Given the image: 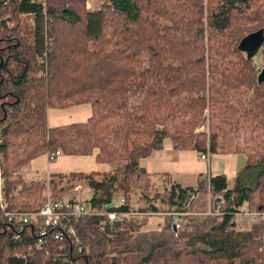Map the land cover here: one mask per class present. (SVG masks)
Wrapping results in <instances>:
<instances>
[{"label":"trees","instance_id":"trees-1","mask_svg":"<svg viewBox=\"0 0 264 264\" xmlns=\"http://www.w3.org/2000/svg\"><path fill=\"white\" fill-rule=\"evenodd\" d=\"M257 29L263 41L247 59L237 44ZM259 58L264 62V0H103L95 9L86 0H0L4 210L43 202L41 182L17 173L41 154L96 150L95 162L116 164L48 179L51 189L66 176L89 191L88 214L65 220L76 243L64 232L53 239L47 228L36 244V228L11 224L0 212V264H264V222L234 228L243 206L264 212ZM84 103L85 121L46 125V109ZM232 133L242 136L245 164L230 187L213 174L196 188L172 183L151 192L139 159L163 137L175 150L209 155L226 151ZM189 192L196 197L185 205ZM198 194L209 195L208 213L192 212ZM159 213V226L146 229L148 215ZM172 213H179L176 230Z\"/></svg>","mask_w":264,"mask_h":264},{"label":"crops","instance_id":"crops-1","mask_svg":"<svg viewBox=\"0 0 264 264\" xmlns=\"http://www.w3.org/2000/svg\"><path fill=\"white\" fill-rule=\"evenodd\" d=\"M96 0L92 2L95 6ZM90 115V113H89ZM87 115V117L89 116ZM47 120V118H46ZM57 126V125H55ZM96 150L90 155H58L49 161L46 154L31 159L27 165L19 168L17 173L22 177L24 173L36 174L35 180L53 174L69 172L104 173L116 166L115 163H97L93 159ZM245 164V156L237 150H226L222 153H210L206 160L199 158V153L193 149L175 150L168 137H163L159 146L151 150L149 155L139 159V166L143 168L150 178V187L161 191L170 184L176 183L182 188H196L202 177L213 174H223L226 185L230 187L235 180V174ZM23 180H25L22 177ZM26 181V180H25ZM30 181V180H28ZM209 195H199L192 203V212L207 213L210 211ZM235 217V216H234ZM244 221V226L237 225L235 229H247L256 220L250 217ZM158 222H155L157 228ZM239 227V228H238ZM149 228V229H154Z\"/></svg>","mask_w":264,"mask_h":264},{"label":"built area","instance_id":"built-area-1","mask_svg":"<svg viewBox=\"0 0 264 264\" xmlns=\"http://www.w3.org/2000/svg\"><path fill=\"white\" fill-rule=\"evenodd\" d=\"M2 142V138L0 136V143ZM60 154L59 150H56L54 153H51L47 156L48 160L55 159ZM208 154H199V158L202 160H206ZM3 179L0 170V212L9 221L11 224H17L20 227L23 225H32L37 230V238L36 244H41L42 240L47 233V228L53 229L51 232V236L53 239L60 240L63 236V232L65 234L70 235L73 238L74 243L77 242V237L74 233V230L71 228V225H67L65 220L69 218H80L88 214V210L85 205L74 200L73 202H69L68 200H60V199H51L46 197L43 202L36 208L25 211H8L4 210L5 208V197L3 194ZM188 198L185 203L187 205L192 200L195 199L196 194L194 192L188 193ZM244 214L250 216L251 218L256 220V222L262 221L264 222V212L256 213L245 211ZM179 213H172L171 219V229L176 230L178 227L177 217ZM116 217L115 213H108L107 218L109 221ZM17 236V235H16ZM80 250V246L77 247V251ZM259 251L264 253V238L261 239V245L259 247ZM61 259L64 257V253H59Z\"/></svg>","mask_w":264,"mask_h":264},{"label":"rangeland","instance_id":"rangeland-1","mask_svg":"<svg viewBox=\"0 0 264 264\" xmlns=\"http://www.w3.org/2000/svg\"><path fill=\"white\" fill-rule=\"evenodd\" d=\"M93 1L94 0H86V8L95 9L100 5V3L103 0H96L95 6L92 5ZM256 64L259 65L260 67L264 66V62L260 58L256 59ZM89 113H90V106L88 103H84L81 105H71V106H67L64 108H48L46 109V118H47L46 125L49 127H53L55 125H64V124H68L72 122H82L86 120L87 115H89ZM205 128H206L205 123H203L197 130L201 131V130H205ZM241 139H242V136L240 133L238 134L232 133V134L227 135L226 149L227 150H238V151L241 150V147H242ZM49 161H52V160H49ZM35 176L36 174H33V173L22 174V177L26 181L34 179ZM49 178L50 177L44 176L43 174L42 177L35 179V180H39L41 184L43 185V188L41 190V195L43 199H45L46 197H49L51 199L76 200L83 204L84 199L88 197L89 195V191L87 187L84 185L83 181L81 180L70 179L66 176H62L61 181L56 184L55 188L51 189L48 185ZM53 180L57 182L58 178L53 177ZM150 190L151 192L158 191V189L154 187H150ZM119 200H120V196L116 197L114 203L119 202ZM133 202L136 208L140 206V204L136 202L135 199H133ZM245 211H246V206H243L241 213H238L235 215L234 221L236 222L237 225L244 226V221L248 220L247 218L250 219L251 215L248 216L244 214ZM163 217L164 215L162 213L148 215V222L145 228L149 229V228L156 227V225H154L155 222H158L160 224L163 220ZM247 223H249V220Z\"/></svg>","mask_w":264,"mask_h":264},{"label":"water","instance_id":"water-1","mask_svg":"<svg viewBox=\"0 0 264 264\" xmlns=\"http://www.w3.org/2000/svg\"><path fill=\"white\" fill-rule=\"evenodd\" d=\"M263 41V30L257 29L244 37H242L238 44L237 49L245 54V58H252L259 50ZM257 83H264V66L259 69L256 75ZM110 207V204L107 205Z\"/></svg>","mask_w":264,"mask_h":264}]
</instances>
